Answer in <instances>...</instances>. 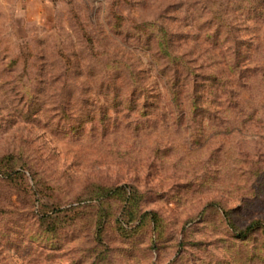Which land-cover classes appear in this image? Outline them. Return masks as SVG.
<instances>
[{
  "label": "rangeland",
  "instance_id": "rangeland-1",
  "mask_svg": "<svg viewBox=\"0 0 264 264\" xmlns=\"http://www.w3.org/2000/svg\"><path fill=\"white\" fill-rule=\"evenodd\" d=\"M0 264H264V0H0Z\"/></svg>",
  "mask_w": 264,
  "mask_h": 264
}]
</instances>
